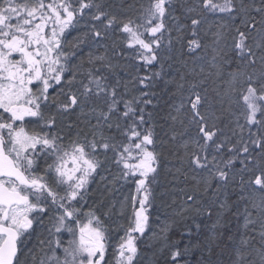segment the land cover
I'll use <instances>...</instances> for the list:
<instances>
[{"label":"snow or ice","instance_id":"1","mask_svg":"<svg viewBox=\"0 0 264 264\" xmlns=\"http://www.w3.org/2000/svg\"><path fill=\"white\" fill-rule=\"evenodd\" d=\"M180 9L197 16L219 11L239 17L243 28L236 27L232 50L248 67L259 62L260 72L239 73V81L233 74L224 109L236 116L241 133L248 127L247 141L241 136L233 143L223 135L216 123L220 118L201 110L207 99L196 91L175 107L177 115L166 117L183 125L181 110L190 105L186 114L197 128V150L188 151L184 142V155L172 154L188 169L176 172L195 183L172 219L145 239L152 185L158 183L163 155L156 151L155 132L160 93L174 83L165 79L169 57L161 52L165 32L171 31L166 20L180 19L173 0H151L142 13L148 27L130 17L120 19L94 0H0V264H20L18 254L32 235L34 221L48 212L52 226L29 249L30 264H264V0H200L198 7L181 3ZM85 16L86 31L69 39V30H76ZM190 19L195 35L201 21ZM109 30L127 34V47L143 62L144 75L123 81L107 51L89 52L86 60L72 62L86 42L103 47L100 41L109 39ZM188 44L189 50L200 47L195 39ZM157 64L159 70H153ZM78 76L83 78L77 85ZM159 83L163 87L157 92ZM183 87L177 84L178 90ZM71 114L76 122L65 124ZM240 117L245 124L239 123ZM178 135L182 133L173 131L170 139ZM110 165L118 170L112 173ZM101 172L111 174L108 191L121 181L135 184V194L125 197L132 207L127 224L111 230L94 208L83 212L78 207L86 202L88 185L97 175L108 180ZM230 186L239 188L237 200L245 201L239 239L226 218L232 207ZM210 190L207 201L197 199L198 193L207 196ZM174 225H183L175 239L169 236ZM64 231L71 237L66 245ZM141 242L151 256L142 253ZM225 252L226 262L220 259Z\"/></svg>","mask_w":264,"mask_h":264},{"label":"trees","instance_id":"2","mask_svg":"<svg viewBox=\"0 0 264 264\" xmlns=\"http://www.w3.org/2000/svg\"><path fill=\"white\" fill-rule=\"evenodd\" d=\"M94 2L100 3L106 11L117 15L120 19L127 20L130 17L135 24L143 25L147 21L142 13L149 6L151 0H94ZM216 2L223 3L224 0H216ZM258 2L259 0H257ZM181 3H185L186 6L198 7L200 0H173L174 7L177 9L174 15L179 16L180 19L178 21H173L171 18L166 20V24L171 31L170 33L165 32L164 47L161 52L166 57H169L164 67V72L167 74L165 79L172 80L174 83L168 85L167 91L160 93L162 99L159 102V117L156 121L155 132L158 141L156 151L161 152L163 155L159 162L158 183L152 185L153 202L149 209V227L145 239L153 231H158L159 226L165 220L172 219L174 211L187 200V194L193 192L195 183L191 179L185 180L183 176L176 172L177 168L188 171L187 166L182 164L177 158V155L183 156L185 153V149L181 145L184 142H188V151L197 150L194 144V140L198 139L197 128L195 124L189 123L186 114V109L190 105H186V109L181 110L179 118L184 121L183 125L179 121L173 122L166 117H168L169 113L177 115L174 110L175 107L180 104L181 100L186 101L191 91H196L207 99V103L201 106V110L207 109L210 114L214 113L215 116L220 118L216 123L223 129V135L231 136L233 143L241 136L247 141L250 135L248 127L244 128L243 133L240 132L236 126V116L224 111L228 107L227 99L225 100V98H229L230 82L233 74L237 75V81H239V73L255 72L258 76L260 72L259 62L253 67H248L239 62L236 53L232 50L235 29L236 27L243 28L239 17L232 19L230 14L219 11H206L202 16H197L196 13H188L180 9ZM93 11L95 10L93 9ZM253 14L255 15V13ZM190 17H195L201 21L196 26L195 35L192 34L193 29ZM87 19L88 17L85 16L76 30H69V39H74L86 31L84 22ZM257 19H259V16H257ZM177 27H179V31L176 30ZM109 33L107 41H100V44L104 45L103 47L91 42L81 45L80 48L76 49L77 55L72 62L78 63L82 57L86 60L89 52L99 55L107 51V55L112 59L113 64L117 65V75L123 81H131L138 74L144 75L145 69L140 67L143 62L135 55L134 49L127 47L124 33L119 30H109ZM193 39L198 41L200 47L189 50L188 42ZM169 40L171 41L170 50ZM113 45H115V52L113 51ZM223 52H227L228 55L224 56ZM218 53L220 54L218 55ZM138 68L139 72H137ZM153 70H159V65H155ZM177 84H183V89L178 90ZM193 84L196 85L194 89L191 88ZM129 86L130 88L132 87L131 84ZM236 86H238V83ZM162 87L163 84L159 83L155 90L160 92ZM173 93L176 94L173 95ZM221 101L224 103L221 104ZM76 119V114L68 115L67 123H75ZM239 123L241 125L245 124L243 117L239 118ZM81 126L83 127V125ZM253 129L257 131L256 127L251 128V131L255 132ZM233 130L236 132L235 136H232ZM173 131L182 133V135L177 136L175 141L170 139ZM75 132L76 129L73 128L72 134L74 135ZM161 140L164 143L161 144ZM208 151L211 153L213 150L209 148ZM173 152L177 155H173ZM236 166L237 168L240 167L238 162ZM110 167L112 173L118 170L115 165H110ZM100 175L107 176L108 180L101 181L100 176L97 175L87 188L86 202H83V205L86 212L90 208H94L100 218L104 220L106 226L112 229L118 224L127 222L128 213L131 211V203L130 201L126 202L125 197H130L133 193L134 183L121 181L116 186V190L108 191L105 185L107 184L108 188H111V185L108 184V181L112 178L111 174L101 172ZM227 191L229 203L232 207L226 213V218L230 222L232 232L239 239L240 234L244 232L242 225L245 201L237 200L239 188L233 191L230 186ZM210 196L211 190L207 196H202L198 193L197 199L202 198L207 201ZM223 200L224 193L221 192L219 201ZM173 201H175V204H173ZM187 203L191 204L192 201H187ZM121 212H123V215H121ZM236 212L239 213V216L232 215V213ZM105 213H108V215L106 216ZM180 227H183V225H174L169 236L175 239ZM140 248L143 254L151 256V252L147 250L145 242L140 243ZM220 259L226 262L229 259L228 252H225ZM142 264H146V260L142 261Z\"/></svg>","mask_w":264,"mask_h":264},{"label":"flooded vegetation","instance_id":"3","mask_svg":"<svg viewBox=\"0 0 264 264\" xmlns=\"http://www.w3.org/2000/svg\"><path fill=\"white\" fill-rule=\"evenodd\" d=\"M14 58H18V57H14ZM68 75L69 74L66 73L65 74V78H68ZM82 78L83 77H77V85L79 83V80L82 79ZM50 93L53 94V95L55 94L54 92H52L51 89H50ZM62 98L63 97H61V99ZM53 111H54V109H53ZM0 112H2V110H0ZM67 121H68V116H67L66 120L64 121V123L66 124ZM49 182H51V181H49ZM56 190L60 191L61 195H63V189L62 188H57ZM83 202L84 201H82L81 205H78V207H82V211L85 212ZM49 205H50V201H49ZM50 206L53 208V210L55 209L54 205H50ZM39 215H40V220H35L34 223H33V228H32V230H30L31 233H32L30 239H26L25 240V245L21 246V252L18 254L19 255L20 264H30V257L28 256L29 249L33 248V246L37 244V239L39 237L47 236L48 235L47 229L52 226L51 225V221L49 220V217L52 215V212H48V213H45V214H39ZM31 216H37V213L33 212L31 214ZM41 220H42V223H41ZM69 223H72V221H69ZM109 229L111 230V228H109ZM67 235H69V234L64 231L62 236H64L67 239ZM69 238H70V236H69ZM65 243H66V241H65ZM110 252H111V249H109V253ZM107 259H109V255H106V260Z\"/></svg>","mask_w":264,"mask_h":264},{"label":"rangeland","instance_id":"4","mask_svg":"<svg viewBox=\"0 0 264 264\" xmlns=\"http://www.w3.org/2000/svg\"><path fill=\"white\" fill-rule=\"evenodd\" d=\"M153 23H155V22H153ZM141 25V24H140ZM145 27H148L149 25L147 24V23H145V24H143ZM140 31H144V28H140ZM126 35L127 34H124V37L126 38ZM145 35L146 36H148V34L147 33H145ZM228 100V98H225V100ZM255 128V127H254ZM254 131L256 130V129H253ZM256 132V131H255ZM135 194V184H134V186H133V193L131 194V195H134ZM130 207H131V205H130ZM86 212V211H85ZM131 212H132V207H131V211L128 213V216L131 214ZM118 214H119V212H118ZM127 216V215H126ZM127 224V222L125 223V225ZM66 232V231H65ZM67 233V232H66ZM147 234V231H146V233H145V235ZM69 236L70 235H67V239L64 237V236H62V239L64 240V242L66 241V243H67V240H69L70 238H69ZM66 243H65V245H66ZM59 251V250H58Z\"/></svg>","mask_w":264,"mask_h":264}]
</instances>
